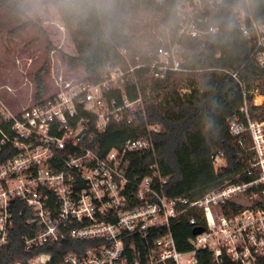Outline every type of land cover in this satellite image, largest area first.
I'll list each match as a JSON object with an SVG mask.
<instances>
[{"label":"built area","instance_id":"2783aa9c","mask_svg":"<svg viewBox=\"0 0 264 264\" xmlns=\"http://www.w3.org/2000/svg\"><path fill=\"white\" fill-rule=\"evenodd\" d=\"M222 1L191 0L179 8L176 38L161 43L148 59L141 53L131 58L127 49H120L126 67L109 68L97 81L61 79L56 92L19 112L0 101L1 114L11 122L10 133L0 127V151L5 145L18 149L0 165V248L9 242L19 209L37 227L23 238L28 252L70 238L100 240L55 264H199V249L209 251L214 264H264V186L260 187L264 185V129L249 118L246 92L240 107L246 121L234 116L230 129L241 147L247 145L245 133L250 132L254 157L247 173L258 171L259 175L250 182L226 184L198 199L169 197L165 192L168 178L157 160L138 170L136 156H155L153 134L161 129L160 124L146 120V134L107 151H101L97 140L116 122L131 123L138 115L146 118L149 97L142 76L161 81L170 72L188 71L181 40L206 41L218 33L219 26L210 24L203 13ZM237 13L240 29L250 39L260 23L251 16L248 24V14L242 9ZM261 48L256 46L252 56L264 67ZM231 73L237 77V71ZM257 100L255 96V105ZM231 204L237 208H230ZM191 208L204 213L206 229L192 238V250L181 251L171 222ZM160 229L163 232L147 240L129 262L124 237H148ZM51 260V253L38 252L3 264H53Z\"/></svg>","mask_w":264,"mask_h":264},{"label":"trees","instance_id":"16d2710c","mask_svg":"<svg viewBox=\"0 0 264 264\" xmlns=\"http://www.w3.org/2000/svg\"><path fill=\"white\" fill-rule=\"evenodd\" d=\"M190 1L114 0V12L110 19L98 15L87 0H45L44 3L58 9L76 45L77 55L63 56L70 66L84 69V79L97 81L109 68L126 67L127 62L120 49H127L131 58L137 53L145 58L147 52H154L161 45L162 41L141 32L140 23L145 19L150 21L159 17L163 26L171 28L174 40L177 12ZM19 2L0 0V10L8 8L19 12ZM239 8L246 9V13L255 21L264 23V0H223L217 8L205 10L203 16L210 19V24L220 28L218 33L208 38L214 45L206 48L207 40L201 42L190 39L185 64L188 71L170 72L161 81L150 78L155 82L152 93L162 88L164 92L162 96L158 93L148 98L146 118L138 115L131 123L116 122L107 131L97 135L101 151H107L114 146L120 147L128 138L146 134V120L149 124H160L161 129L153 134L155 156L150 153L143 157L136 156L134 162L140 170L143 165L157 160L162 173L168 178L165 192L169 197H189L194 200L226 184L250 182L259 175L258 171L247 173L253 152L249 149L248 141L245 147H241L238 137L230 129L232 117L244 119L240 111L244 93L248 95L252 85L264 78V67L252 56L255 46H251V38L248 39L240 29L237 17ZM231 71H237V77ZM185 79L189 91L183 94L178 91V86ZM146 80L142 76L145 90L149 88ZM129 95L135 97L132 91H129ZM35 100L36 103L45 100L42 80L38 82ZM250 111L252 116L262 115L261 120L264 121V105H251ZM10 124L0 112V127L10 133ZM17 151V148L5 145L0 151V165ZM217 155L226 161L219 168L215 165ZM263 186L260 185L261 188ZM229 206L237 208L235 204ZM19 208H23V204L20 203ZM170 229L178 249L190 251L194 248L192 238L206 229L205 215L199 209H188L171 222ZM36 231L37 227L29 223L26 214H21L18 209L9 242L0 248V264L29 258L38 252L51 253V262L55 264L70 252L100 242L70 238L61 244L48 243L28 252L23 238ZM161 232L162 229L156 233L151 231L148 237L140 234L125 236L129 262L136 250L144 248L147 240L153 241ZM198 257L199 264H214L212 254L207 250L199 249Z\"/></svg>","mask_w":264,"mask_h":264},{"label":"rangeland","instance_id":"374dc122","mask_svg":"<svg viewBox=\"0 0 264 264\" xmlns=\"http://www.w3.org/2000/svg\"><path fill=\"white\" fill-rule=\"evenodd\" d=\"M44 1L20 0L19 12H13L8 8L0 10V101L13 112H19L36 103L35 94L38 91L39 80L43 81L44 98H46L56 92L57 82L61 79L77 82L85 78L84 69L81 66L76 68L70 66L63 56L77 55L76 45L58 9L45 4ZM239 9L246 12V9ZM259 23L258 32L254 30L250 34L252 47H264V23ZM140 28L141 32L164 44L172 41L171 28L163 26L159 17L150 21L145 19L140 23ZM189 41L188 38L181 40L183 45L181 52L185 57L190 50V47H187ZM199 41L204 42L202 39ZM149 54L150 51L147 52L146 59ZM144 78L148 79L146 80L149 87L146 89L148 97L158 93H161L160 96L163 95V88L153 94L151 89L155 82L150 80L149 75H144ZM180 81L182 80L178 82ZM187 86L185 79L178 86V91L183 94L188 92ZM255 96H258V106L264 105L262 97L264 78L257 80L248 94L249 118L264 129L260 111L258 112L260 116H252L250 111L251 105H255L253 103ZM245 137L251 150L253 142L249 131L245 133ZM225 164L223 157H219L215 163L217 168ZM241 200L245 203L249 202V198L241 197Z\"/></svg>","mask_w":264,"mask_h":264},{"label":"clouds","instance_id":"9594fccd","mask_svg":"<svg viewBox=\"0 0 264 264\" xmlns=\"http://www.w3.org/2000/svg\"><path fill=\"white\" fill-rule=\"evenodd\" d=\"M87 3L93 6L102 18L110 19L114 12V0H87Z\"/></svg>","mask_w":264,"mask_h":264},{"label":"water","instance_id":"95a60500","mask_svg":"<svg viewBox=\"0 0 264 264\" xmlns=\"http://www.w3.org/2000/svg\"><path fill=\"white\" fill-rule=\"evenodd\" d=\"M246 19H247V22L249 24L250 23V19H251L250 15H247ZM213 45H214L213 41L207 40L205 47L208 48V47H212Z\"/></svg>","mask_w":264,"mask_h":264}]
</instances>
